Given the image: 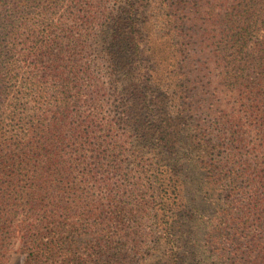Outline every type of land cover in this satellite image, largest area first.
Wrapping results in <instances>:
<instances>
[{"label":"trees","instance_id":"trees-1","mask_svg":"<svg viewBox=\"0 0 264 264\" xmlns=\"http://www.w3.org/2000/svg\"><path fill=\"white\" fill-rule=\"evenodd\" d=\"M157 1L173 52L171 94L184 96L179 107L193 113L197 96H236L238 109L226 117L212 109L210 121L195 117L193 135L204 163L206 151L227 144L231 173L238 172L248 187L242 192L247 200L242 222L264 226V0H0V264L9 259L17 230L22 232L23 264L132 261L127 249L137 230L128 227L127 211L116 209L96 219L91 206L82 217H73L83 202L77 195L64 196L71 176L63 159L68 112L57 110L47 118L43 81L54 79L56 96H72L80 75L59 70L76 66L94 33L111 71L120 70L124 81L146 45L135 28L137 15ZM225 102L218 105L227 108ZM133 114L131 106V118ZM211 135L218 142L211 143ZM156 172L155 167L154 180ZM227 215L220 211L218 217H208L203 250L183 230L181 242L163 248L158 235L142 264H184L185 250L192 255L188 264H199L202 253L204 264L224 262V254L213 252L209 240L221 238ZM183 223L182 228L187 218ZM121 235L120 242L116 238ZM248 241L251 246L243 251L235 245L239 263L264 264V240L252 234Z\"/></svg>","mask_w":264,"mask_h":264},{"label":"rangeland","instance_id":"rangeland-1","mask_svg":"<svg viewBox=\"0 0 264 264\" xmlns=\"http://www.w3.org/2000/svg\"><path fill=\"white\" fill-rule=\"evenodd\" d=\"M137 17L135 28H140L146 45L141 46L137 68L131 69L124 81L120 70L111 71L95 33L79 53L76 66L59 70L64 75L67 70L80 75L72 96H56L54 79L43 81V89L48 91L44 97L47 118L57 110L68 112L63 159L71 176L64 196L82 197L83 205L72 211L75 218L82 217L91 206L96 219L116 209L129 213L127 225L137 230L134 240L128 243L130 264H142V258L150 257L147 252L152 251L150 246H154L158 235L162 236L161 248L171 241L176 243L173 240L181 242L182 230L187 236L191 233L199 250H203L208 242V217L227 211L223 234L220 239L211 238L210 247L213 252L224 254L220 264H240L234 251L236 243L243 251L251 246L250 235L257 234L264 240V226L251 220L242 222L247 201L242 199V192L248 187L238 172L231 173L232 165L225 159L227 144L223 143L225 148L221 145L215 151H206L204 163L200 160L201 146L193 135L195 117L210 121L208 109L226 117L238 109L236 96H197L198 106L193 113L186 106L179 107L178 99L184 96L171 94L173 52L163 8L157 1V5L146 7ZM224 101L229 103L227 108L218 105ZM131 106L135 113L132 118ZM211 137V143L218 142L215 136ZM155 167L157 180L153 175ZM232 175L233 182L229 177ZM198 212L209 216L202 217ZM185 218L188 223L182 228ZM21 236L17 230L6 264L24 263ZM122 237L125 235L116 240L121 242ZM191 256L185 250L184 264L189 263ZM204 256H198L199 264L206 262Z\"/></svg>","mask_w":264,"mask_h":264}]
</instances>
